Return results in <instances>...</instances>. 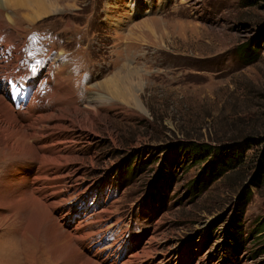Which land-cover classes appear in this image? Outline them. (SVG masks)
<instances>
[{"label":"rangeland","instance_id":"rangeland-1","mask_svg":"<svg viewBox=\"0 0 264 264\" xmlns=\"http://www.w3.org/2000/svg\"><path fill=\"white\" fill-rule=\"evenodd\" d=\"M248 1L49 0L57 8L36 18L30 6L0 11L25 42L24 58L44 64L43 75L51 64L56 73L67 68L70 94L81 107L92 100L97 112L92 128L71 118L61 122L63 155L70 159L60 170L71 197L64 229L95 210L107 216L119 246L130 244L122 248L131 253L150 247L154 264H264V231L258 232L264 183L254 182V154L264 145V36L258 38L264 1L255 7ZM46 38L54 53L35 60ZM249 43L260 47L252 60L239 52ZM115 75L125 77L132 104L111 94L107 83ZM190 142L239 148L245 161L197 190L206 164L184 152L182 144ZM1 155L0 171L8 160ZM245 190L251 194L236 245L230 237ZM8 210L0 211V264H58L42 238L43 224ZM30 222L42 238L29 236L33 263L22 234ZM112 244L107 239L103 246Z\"/></svg>","mask_w":264,"mask_h":264},{"label":"bare ground","instance_id":"bare-ground-1","mask_svg":"<svg viewBox=\"0 0 264 264\" xmlns=\"http://www.w3.org/2000/svg\"><path fill=\"white\" fill-rule=\"evenodd\" d=\"M15 5H23V8L30 6L34 11L36 9L34 18L57 8L49 0H0V11L14 9ZM13 29L0 18V153L8 159L0 171V175H4L0 179V211L4 208L10 210L11 207L20 209L23 218L33 222L32 225L43 224L45 235L42 238L47 240L46 247L58 264H154L151 263L150 247L145 246L140 252L131 253L122 248L130 244L119 246L122 240L116 243V233L110 229L112 226H105L108 224L107 216L95 213V210L73 229H64V223L70 219V207L67 205L71 197L61 186L63 176L60 170L70 159L63 155L67 139L61 122L71 118L92 128L97 112L94 111L92 100L88 99L81 107L76 101V94H70L71 89H68L66 82L69 76L67 68L56 73L55 66L51 64L43 75L41 66L44 64L35 66L37 63L34 65L32 58H24L25 42L17 38ZM39 46L43 53L37 55L39 57L35 56V60H50L54 53L50 39L46 38ZM134 76L131 71L126 74L128 85H133ZM10 79H15L13 89H19L16 104L23 102L19 109L9 100ZM124 79L117 75L107 84L110 88L113 86V90H110L112 95L132 104L134 97L129 98L123 91L126 84ZM43 90H46L45 95H42ZM8 171L12 172L10 177L7 176L10 173ZM15 195H21L22 198ZM31 222L28 226L30 232L25 230L22 233L23 246L42 239L40 230L36 232ZM31 235L34 239L32 242ZM107 239L112 240L113 244L105 247L103 244ZM30 245L25 252L30 257H27L28 262L33 263L34 254Z\"/></svg>","mask_w":264,"mask_h":264},{"label":"trees","instance_id":"trees-1","mask_svg":"<svg viewBox=\"0 0 264 264\" xmlns=\"http://www.w3.org/2000/svg\"><path fill=\"white\" fill-rule=\"evenodd\" d=\"M260 1L264 0H249L246 4L250 7H255L259 4ZM264 36V25L259 30L258 38ZM260 47L257 44H247L243 48H240L239 52L243 54L244 59L252 60L255 59L258 55ZM264 144V138L260 139ZM248 148L251 149L254 146L253 139H247ZM255 156V184L260 185L264 182V145H257ZM184 152L188 153L196 163L206 164L205 168L201 173L198 181L193 185V188L200 190L201 187L206 188L210 185L211 182L219 180L224 176L228 175L233 170L237 169L242 162L245 161L244 152L240 151L239 148H234L230 145L227 146H212L210 144H199L197 142H190L187 144H182ZM166 171H169V167H165ZM250 191L245 190L239 204V219L236 221V227L233 230V233L230 237L232 244L240 245L242 243V227L239 226V222L242 221L241 217L245 210V206L250 197ZM264 227L261 224L258 232H263Z\"/></svg>","mask_w":264,"mask_h":264}]
</instances>
